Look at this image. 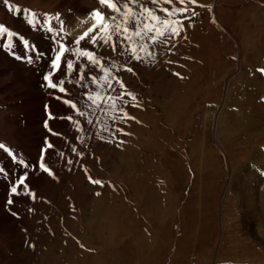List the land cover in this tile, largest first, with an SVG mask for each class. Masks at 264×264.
I'll use <instances>...</instances> for the list:
<instances>
[{"label": "rangeland", "instance_id": "obj_1", "mask_svg": "<svg viewBox=\"0 0 264 264\" xmlns=\"http://www.w3.org/2000/svg\"><path fill=\"white\" fill-rule=\"evenodd\" d=\"M49 2L43 3L47 7L32 8L36 17L48 14L53 23L63 24L64 12L73 13L71 8ZM93 2L87 5H101L99 0ZM124 2L114 0L121 11ZM173 4L182 7L176 0ZM198 4L203 6L195 8L191 21L184 20L181 37L169 41L168 47L151 45L145 37L151 56L141 52L143 59L138 61L128 52L120 55L119 43L116 51L110 45L96 48L110 71L101 73L89 66L83 87L76 83V72L62 64L59 79L71 74L63 85L69 95L50 87L46 91L58 96L57 103L63 96L75 102L84 116L74 115L70 107L72 119L58 127L56 142L52 139L47 149L41 142L34 157L24 149L25 144L35 142L36 135L30 126L27 133L23 129L31 110L25 103L28 92L22 80L30 76L36 59L29 64L19 62L15 71L0 67V88L12 87V91L0 92V144L5 146L0 149V166L9 158L23 161V165L18 161L21 171H12V184L24 169L29 177L35 175L41 162L55 174L44 172V179L55 180L53 186L50 181L29 185L34 195L28 193V200L12 207V217H26L27 224L24 229L17 226L24 237L16 233L11 244L0 238V249L10 256L9 260L0 257V264H264V180L248 177L243 179V188L238 182L248 168L264 170V73L258 70L264 69V0H198ZM140 5L172 8L164 0L159 5L138 0L129 7L138 12ZM17 6L33 7L21 2ZM5 9L9 11L6 22L16 17L15 10L1 8L0 25L4 26ZM102 10L105 16H116L114 23L122 21L108 6ZM147 18L144 13L142 22ZM165 18L176 21L184 16ZM92 24L80 25L82 35ZM157 27L166 30L159 22ZM110 31L118 40L117 30ZM65 33L69 36L66 43L73 47L75 39L70 31L64 29ZM25 37L28 47L24 48L32 51L28 49L35 36ZM8 40L17 48L16 36ZM77 56L70 54L67 59ZM74 68L79 70L80 64ZM89 73L98 77L97 84L88 81ZM117 78L135 95L138 105L127 95L116 99L124 90ZM85 91L92 101L84 99ZM44 101L43 108L51 109V100L46 96ZM37 123L38 135L41 116ZM47 129L51 130L49 125ZM222 129L224 136L218 141ZM95 179L102 183H92ZM253 188L258 191L260 220L246 214L243 196L253 199ZM3 208L11 210L6 204ZM105 212L121 217L115 215L103 227Z\"/></svg>", "mask_w": 264, "mask_h": 264}, {"label": "bare ground", "instance_id": "obj_2", "mask_svg": "<svg viewBox=\"0 0 264 264\" xmlns=\"http://www.w3.org/2000/svg\"><path fill=\"white\" fill-rule=\"evenodd\" d=\"M47 1H50L53 3L54 2L58 3L59 6L65 8V10L67 8H71L73 10V13L71 15H69L67 12H64L65 16H63L62 18L65 19V17H66V20H63V25H64L63 28L66 31H70L71 35L73 36V38L75 40H77L82 35V30H81L82 26H80V25L81 24L85 25V23H86V25L89 26L90 22H92V20L90 19L88 22H86V20L89 18L88 15L92 14L94 12V9H97V7H95V6H93L94 7L93 8V7H90L89 5H87V3H89L90 1L95 2L96 0H7V2H6V0H0V9L1 8L3 9L5 7L9 8V5L12 8H13V5H16V7H17L18 2L31 3V5L33 6V7H28L29 11L26 13L16 14L15 15L16 17H13L11 22H6V20L8 19L7 13L9 11H6V9H5V15L1 19V21L4 24H6L5 27H6L7 31L6 32H0V67H4L5 72H8V70H10V69H13L15 71L14 66H17L19 62L23 61L24 64H27V63L29 64V62H27V60L24 58L29 56L30 54L32 55L33 59H36V62H37V64H35V65H30V76L20 75V76L24 77L22 82L25 83V85H27V86L32 85L31 89H28L27 86H25L26 88L24 87V90L26 91V93L28 92L27 100L25 101V103L27 104L28 108L30 107L31 113H30V115H28L26 117V120H25L26 128H23L27 133V130H30L28 127L29 126H30V128L32 127L31 128V134L34 132V134L36 135V137H34L32 139V141H35V142H31L28 145L25 144V148H24L25 150H29V152L28 151L27 152L32 157L35 156V152L36 153L38 152V150L36 151L35 149H37V147L41 146V142H42V146L45 148V147H47V143L49 144V142H51L52 139H53V141H55L57 139V136L59 137V134H57L58 133L57 129L59 126H63L65 123H67V117H68L69 111H70V106L68 104L64 103V100L66 99L64 96L62 99L63 101L62 102L58 101V103H57L58 96L53 95L54 93H49L46 91L49 87L46 86V84L48 82L44 80V77L46 75H48L50 72L55 73V75L50 77V79H52L53 81L59 79V72H60L61 66H60L59 70H54L53 66H52V61L54 58L53 57L54 54H57V45H56V43H54V39H53L56 36L55 30L61 29V28L58 26H52V25L47 26L43 19L38 18L36 16L32 17L30 15L31 14L30 12H32V10H33L32 8H36V9L40 8L41 9L42 7H47L46 5L43 4V3H46ZM85 1H89V2L86 3ZM97 2H98V0H97ZM13 10H15V8H13ZM29 19H32L34 21V24H30L28 22ZM46 19H48V18H46ZM75 19H76V23L74 22ZM77 20H79V22H77ZM82 20H84V22H82ZM10 27H12L14 29L13 32L9 30ZM49 27H52L54 29V31L49 32ZM34 31H36L37 33H35ZM63 31L64 30H61V32H63ZM9 33H12L17 37V39L19 41L17 44V48H13L9 42L5 41L9 35ZM26 34L30 37H32V35L35 36V37L31 38L32 42H30V44H32V45L28 49V50H32V51H27L26 48H24V45H25L24 41L25 40L27 41V39L25 37ZM62 34H64V33H60V38L63 39L64 35H62ZM90 34H92V33H90ZM1 38H3L4 40H2ZM89 38H90V36L86 37L84 41H81L80 45L86 46V47L88 45V47H90L89 44H86V42H88ZM82 43H84L85 45H83ZM35 48H37V50H35ZM24 53H26V54H24ZM37 54H39V59L36 58ZM8 55L13 56L14 59H16L18 61L9 58ZM236 56L238 57V54ZM25 62H27V63H25ZM26 70L29 71V68ZM22 72H25V71L22 69ZM10 76L11 75L8 74V77H10ZM0 78H1V76H0ZM44 82L46 84H44ZM9 83H11V85H13L12 82H9ZM9 91H12V87L9 85L0 88L1 93H7ZM18 95L21 96L20 94H18ZM0 96H2V95H0ZM46 96L52 102L51 109L47 108V106L45 108H43L44 104L47 102L46 101L42 102V99ZM6 98H8V97L6 96ZM53 98H55V99H53ZM45 111H46V114H45ZM48 112L52 116H46ZM60 113H65V115L60 114ZM39 116H41L43 124H41V133H39L37 135L35 132L38 130V127H39V123H37V119ZM44 122H45V124H44ZM45 125L47 127L49 125L51 130H48ZM220 127H222V126H220ZM224 130L225 129L220 130L221 131L220 134L217 135L218 141H221L222 136H224V134H223ZM22 138H23V136H22ZM27 138H29V137H27ZM22 146H21V148H22ZM39 148H41V147H39ZM45 149H47V148H45ZM17 151H19V150H17ZM40 153H41V151H40ZM27 157H28V155H27ZM18 161L21 162L22 160H18ZM18 161H13L9 158L7 160H3L1 163L2 166H0V169L4 170L2 173H0V238L7 239L9 244H11V240L13 239L14 235L21 234L20 233L21 231H19L21 229L19 227V230H18L17 226H21L24 229V227H26L25 225L27 224L26 223L27 221L25 220L26 217L25 218L19 217V219L16 217L13 218L12 212H11V211H13L12 207L16 208V203L18 204L19 202H21L23 200H28L27 196H30L28 194L27 190L21 191L19 195L13 194L10 191L11 187L14 186L15 182L18 179V176H17V178L14 179L15 180L14 183L12 184V178H13L12 171H13V169H17L19 171H21V169H22L20 167V164L18 163ZM31 161H33V160H31ZM30 164H31V162H30ZM21 165H23V164H21ZM246 170L241 172V177L238 180V182L240 183V188H243V186H242V185H244L243 182L245 183V181H243V179H246L248 177H250L251 180H254L256 182H259L260 180H264L263 179L264 178V174H263L264 170L255 171L254 168H253V170H250L249 168L247 171ZM11 173H12V175H11ZM25 173H27V172L24 169L22 172V175H24ZM28 175L29 174H27V182H26L28 186L29 185H37L40 183V181H42V183L43 182L47 183L50 181L53 183L52 186L55 184V180H52L51 178L50 179L52 181L50 179L49 180L44 179V177H45L44 171L41 168L39 170L38 169L36 170L35 175L31 174L32 177H29ZM235 186L238 188V183L235 184ZM245 188H247V187H245ZM256 189L253 188V196H254L253 199H250V197L248 195H245L243 197L245 198L244 199L246 201L245 205L247 206L246 207V214L252 215L253 218L258 217L260 220L261 219L260 217H262V216H260L261 215L260 209H259L260 205L258 206V204L256 202V196H255L256 191H257ZM52 190H54V189H52ZM46 194H47V192H46ZM50 194H51V192H50ZM9 199H11L13 201L11 204L7 203V201ZM29 203H31V202H29ZM4 204H6L7 208H11V210L10 211H7L6 209L4 210V208H3ZM104 214H106V212ZM115 215L118 217H121L117 213L114 214V213H110V212H108V215L106 214L105 217L102 216V218H101L102 226L106 227L107 223H111L113 221V219H115V217H114ZM30 217H34V216H30ZM12 219H18V222H12L11 223L10 220H12ZM16 231H18V232H16ZM16 233H18V234H16ZM22 236L20 238H22ZM25 237L27 238V236H25ZM3 242H5V241H3ZM7 254L8 253H7L6 249H0V257L8 259L10 256L8 257ZM26 256H27V254H26ZM29 256H31V254ZM22 257H23V255H22ZM0 260H2V259L0 258ZM18 260H19V257H18ZM1 262H3V261H1ZM23 263H25V262H23ZM30 263H32V262H30ZM7 264H9V263H7ZM33 264H36V262H34Z\"/></svg>", "mask_w": 264, "mask_h": 264}, {"label": "snow or ice", "instance_id": "obj_3", "mask_svg": "<svg viewBox=\"0 0 264 264\" xmlns=\"http://www.w3.org/2000/svg\"><path fill=\"white\" fill-rule=\"evenodd\" d=\"M7 2V0H6ZM138 0H125L123 4L124 11H121V6L114 3V0H99L101 5H106L109 8L110 12L118 13L122 17V21L119 23H114L116 21V16H105V14L100 10L96 9L92 15L93 17L97 18L99 21L98 23H94L87 31L83 33L77 40L73 43L79 45L81 41H84L86 37H89V34L92 33L90 36L88 43L91 45V49L89 48H79L81 56L84 58L86 63H81V58L77 57L75 60L67 59L65 53H71L73 56L76 55V49H73L71 46L66 45L62 38H60V32L62 29H56V36L53 38L54 43L57 45V56L53 58L52 66L54 70H59L60 66L63 64L66 66L67 69H70L76 72L77 80L76 83L83 87V81L85 80V71L89 66L94 68L97 72L101 73H108L110 71L109 67L105 65L104 57H99L96 55L94 49L101 47L103 45H110L113 51H116L117 43H119L122 51L120 55H124L125 52H128L132 55V57L136 60H141L143 57L140 55L141 52L146 53L148 56H151L153 53L150 51L144 44L145 37L147 41L151 45L155 44H163L165 47L169 46V41L174 40L176 38L181 37L180 29L183 28L184 20L191 21L193 16L195 15V8L202 7L203 5L198 4V0H176V3L182 5V7H175L173 4V0H164V3L172 5V8H147L143 5L139 6V11H134L129 5L137 4ZM152 4L159 5L160 0H151ZM191 6V8L189 7ZM9 10L12 11V7L9 5ZM29 10L22 9L19 6L15 8L16 13H26ZM192 12V15H187V13ZM160 12L163 13L164 16H159L156 13ZM131 13V16H129ZM144 13L148 14V18L145 19L143 22L141 17ZM32 17L36 16V13L30 14ZM173 15H183V20H176L170 21L165 17H171ZM30 24H34L32 19L28 21ZM157 22H159L160 26L166 28L165 31H160V28L157 27ZM151 24V26H149ZM131 25V26H130ZM111 28H115L117 30L118 40L112 38V33L110 31ZM7 29L4 25H0V32H6ZM54 31L52 27H49V32ZM151 33L150 36H147V33ZM166 37V38H165ZM24 44L26 48L28 47V42L25 40ZM174 46V45H173ZM37 59H39V54H37ZM24 59L27 62L32 63L33 58L32 56H27ZM75 64H80V69L77 70L74 68ZM131 71L132 69H126ZM262 73H264V69H258ZM176 75H179L178 73ZM53 76V73L50 72L48 75L44 77V80L48 83L46 84L47 87L52 89H57L59 92L64 93L65 96H68L69 93L66 88L63 87L65 83V79H71L70 73H65L64 79H57L53 81L50 77ZM88 81L93 84H97L98 77L92 73H89L87 76ZM117 83L121 84V87L124 89L116 99H123L125 95L129 96L132 100L136 101V104H139V101L136 99L135 95L131 92H128L126 86L123 85V82L120 81L118 78L116 80ZM109 88H111V83L109 82ZM115 91V89H112ZM83 97L86 101H92L93 97L89 94V92L85 91ZM63 99V97H60ZM103 99V98H102ZM108 99H111L109 96ZM64 103L68 104L73 109L74 115L84 116V112L82 110H77V104L71 100H64ZM99 105H97L98 107ZM135 106V105H134ZM123 111V109H121ZM124 115L129 119H134L133 117L128 116L125 112ZM67 119L71 120L72 117L69 116ZM75 123H79V121H75ZM87 123L91 124V121H87ZM122 131V129L120 130ZM4 145L0 144V149H4ZM47 147H52L51 144H48ZM71 163V161H68ZM23 164V161H21ZM25 168L30 167V165H24ZM39 167L43 169L44 172L49 173L50 175H55L51 169L47 168L43 162L39 164ZM4 170L0 169V173ZM27 180V173L18 177L17 181L15 182L14 186L11 187L10 191L13 194L19 195L21 191L27 190L29 194L34 195L31 192V189L28 188L26 183ZM94 184H101L102 182L98 179L91 181ZM99 195V193H97ZM13 201L9 199L7 201L8 204H11Z\"/></svg>", "mask_w": 264, "mask_h": 264}]
</instances>
